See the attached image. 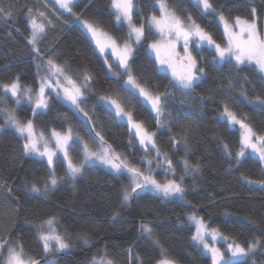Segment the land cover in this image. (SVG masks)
Listing matches in <instances>:
<instances>
[{"label": "trees", "instance_id": "1", "mask_svg": "<svg viewBox=\"0 0 264 264\" xmlns=\"http://www.w3.org/2000/svg\"><path fill=\"white\" fill-rule=\"evenodd\" d=\"M212 3L216 12L204 14L193 0H167L171 10L182 18L190 15L218 43L225 41L220 13L230 19H253L252 9L257 8L264 33V0ZM0 5L6 9L11 5L12 10L11 18H0V84L19 80L36 89L41 75L48 74L49 58L62 65L78 83H82L84 74L92 76L81 104L87 116L55 96L46 110L34 116L32 104H15L2 88L0 109L15 108L22 121L32 119L42 132L71 127L73 135L81 140H73L70 146L77 163L83 160L84 142L93 150L98 147V131L130 165L143 167L147 165L145 158L155 157L156 153L151 148L146 153L130 135L128 124L119 121L103 99L118 94L125 110L155 132L157 148L172 161L174 175L159 170L157 177L174 178L184 188L182 197L165 198L146 190L134 193L125 203L122 197L131 185L129 174L87 164L82 174L72 179L66 175V163L57 157L56 176L63 179L56 187L43 191L50 175L47 160L25 154L23 138L5 126L0 131V241L22 244L25 257H34L40 264H93L94 257L113 264H157L165 254L177 264H210L208 255L191 239L195 227L188 217L192 214L200 215L211 227L241 245L257 238L264 241V184L248 182L264 181V166L258 156L250 153L237 162L240 129L221 117L227 103L258 134H264V107L255 102L257 96L264 98V79L255 69L241 65L238 70L234 61L216 62L214 50L203 48L197 55L205 75L190 90L174 87L171 75L158 68L149 52L148 45L157 36L145 24L146 39L135 46L129 63L143 86L153 93L165 94L158 123L155 112L141 97L124 91L126 76H114L108 71L103 57L78 23L83 19L116 38H124L127 25L117 24L111 0H76L74 14L60 9L55 0H0ZM29 9L38 23L46 25L37 42L40 56L28 43ZM39 12H44L47 19L39 17ZM153 14H159L157 0H134L135 23H144ZM48 20L52 23L48 24ZM5 121L6 114L0 112V124ZM185 160L189 162L187 169ZM32 183L41 186L42 191L32 192ZM49 217L56 218L57 231L70 242L68 249L44 253L39 226ZM142 223L151 226V234L142 231ZM242 260L244 264H264V244Z\"/></svg>", "mask_w": 264, "mask_h": 264}, {"label": "snow or ice", "instance_id": "2", "mask_svg": "<svg viewBox=\"0 0 264 264\" xmlns=\"http://www.w3.org/2000/svg\"><path fill=\"white\" fill-rule=\"evenodd\" d=\"M55 4L60 9L73 13V0H55ZM157 4L159 14H153L144 23L137 24L133 21V0H111V7L115 10L117 24H127L128 31L122 39L109 35L86 20L82 23L87 32L91 33L92 39L96 41L100 53L105 55L104 62L108 65V70L114 76L127 77L124 81V91L131 95L142 97L144 102L150 104L151 110L156 113L158 123L163 115V96L165 94L153 93L143 86L134 75L129 63L134 51L133 45H139L146 39L145 24H147L148 30L154 32L157 36L148 45V48L155 54V62L161 66V70L165 68L170 70V82H173L174 87L185 90L192 89L200 75L205 71L203 67H198L197 58L189 50L190 41H194L197 47L208 46L212 48L214 50V58L218 61L228 63L234 61V66L238 70L241 65L251 66L260 75V78L264 79V33L257 27L256 10L254 8L252 9L253 19L251 20L240 16L230 19L225 17L223 13L219 14V23L223 25V36L225 37L224 43L221 44L217 43L211 33L190 15L182 18L174 10H170L167 0H157ZM196 6L200 7L204 14L216 12L212 0H196ZM28 11L31 23V35L28 38V43L32 45V49L37 56H40L42 54L37 47V42L45 33L46 25L43 22H37V19L32 16L31 9ZM38 15L47 19L44 12H39ZM11 17V5L7 9L0 5V18L8 19ZM51 23V20H48V24ZM180 41H183V55L176 50ZM107 50H110L111 56L116 58V68L123 69V72L113 71V65L108 63ZM46 71L48 75L41 77L38 91L34 92L31 87L27 86L22 88L18 80L12 83L0 84V88L3 89L5 96L10 94L11 97L15 98L14 103L17 105L20 104L22 98L30 102L33 105L32 112L34 116L38 114L39 110L48 108L49 101L46 91L48 89L54 91L58 97L69 102L80 112H84L81 104L92 76L86 73L83 75L82 83H78L66 73L62 65L51 58L46 61ZM103 99L107 100L117 117L121 120L127 119L130 135L138 138L146 153L151 148L159 157L161 153L155 143V133L149 132L142 122L134 119L131 111L125 110L119 95ZM255 102L264 107V98L257 96L255 97ZM0 112L6 114V124L11 125L23 138V152L46 158L50 175L43 184V191H47L58 183L54 164L58 154H62L63 162L66 163V175L72 179L82 174L86 164L94 161H99L117 173L126 170L130 174L131 185L130 188H125L124 190L122 200L125 203L132 198L134 193L138 194L137 190L142 192L154 189L165 198L172 196L182 197L184 195L182 184L176 180L173 179L161 183L153 177L151 174V160H148L150 167L148 174H145L140 168L130 165L120 153L115 152L98 131L95 132V137H99L98 147L93 150L87 142H84L83 160L77 163L69 154V141L73 139L71 127L64 132L53 129L50 136L46 138L44 132L37 133L32 119L21 121L14 109H0ZM84 115L87 116V113L84 112ZM222 116L226 118L230 125H239L241 130L240 148L236 153L237 162H239L241 157L245 156L248 150H251L253 154H258L260 161L264 162V134H258L250 124L245 122L244 118L238 117L234 111L230 110L227 103L224 104ZM95 137L93 138L94 142ZM184 142L185 144L187 143L186 136L184 137ZM224 148L227 150L228 145L225 144ZM227 154L230 156L231 152H227ZM164 162L167 164L168 170L174 174L175 169L172 161L167 157L166 153L164 154ZM157 166L161 165L158 164ZM184 166L185 169L189 167L187 160L184 161ZM59 179H63V177ZM180 179L182 181L183 177H180ZM245 179L247 180V177ZM248 182L264 184V181L249 180ZM30 190L39 193L42 188L38 184L32 183ZM8 191L10 194L11 189L9 188ZM189 220L195 225V232L191 239L202 246L205 253L208 254L210 264H244L242 258L251 255L258 247L264 244V241L259 238L250 241L246 246L232 240L231 243H228L225 250H221L220 247L216 246L218 238L226 241L231 238L223 236L217 228H210L202 217L193 214L189 216ZM55 223L56 218L49 217L39 226V239L42 241L45 254L63 251L70 247L69 240L57 231ZM141 229L143 232L152 233V228L149 224L142 223ZM5 250L6 256L4 255ZM0 264H40V261L30 256L25 258L22 244L13 245L10 240H3L0 241ZM93 264H113V261L108 260L105 262L103 259L97 261L94 257ZM157 264H176V262L165 254Z\"/></svg>", "mask_w": 264, "mask_h": 264}, {"label": "rangeland", "instance_id": "3", "mask_svg": "<svg viewBox=\"0 0 264 264\" xmlns=\"http://www.w3.org/2000/svg\"><path fill=\"white\" fill-rule=\"evenodd\" d=\"M76 0H73V3L75 2ZM195 3H196V0H193ZM133 3H134V0H133ZM170 9V8H169ZM256 11H255V19H256V22H257V27H258V29L261 31V29H260V24H259V14H258V10H257V8H254ZM63 10V9H62ZM114 10V9H113ZM171 10V9H170ZM115 11V10H114ZM249 20H251V19H249ZM83 21H85V20H83V19H80V20H78V23L82 26V28L87 32V30H86V28H84V26H83ZM134 21V20H133ZM124 24H126V23H124ZM127 25V24H126ZM221 26H222V28H223V25L221 24ZM100 29V28H99ZM102 31H104V30H102ZM104 32H106V31H104ZM106 33H108L109 35H111V36H113L112 34H110L109 32H106ZM87 34L89 35V37L91 38V40H92V42H93V44L95 45V48H96V50L100 53V51H99V48L97 47V45H96V41L94 40V39H92V36H91V33H89V32H87ZM114 37V36H113ZM217 42V41H216ZM218 43V42H217ZM135 46L136 45H133V49H135ZM203 48H209L208 46H201V47H197L196 46V44H195V42L194 41H190L189 42V50L192 52V55L193 56H195L196 58H197V61H198V67H200V64H199V57H198V55H197V53L199 52V51H201ZM209 49H212V48H209ZM181 55H183L184 53H183V41H180L178 44H177V49H176ZM213 50V49H212ZM149 52H150V54L155 58V54L153 53V52H151L150 50H149ZM133 53H134V51H133ZM101 54V53H100ZM106 55H107V57H108V63L109 64H112L113 65V71H121V72H123V69H117L116 68V58L114 57V56H111V54H110V50H107V52H106ZM133 55V54H132ZM101 56L103 57V59H104V61H105V55H102L101 54ZM132 57V56H131ZM131 59V58H130ZM213 60L214 61H216V62H221V61H218L217 59H215V58H213ZM157 65H158V68L161 70V66L157 63ZM106 67H107V69H108V65L106 64ZM109 71V70H108ZM161 71H164V72H167V73H169L170 75H171V72H170V70H167L166 68L165 69H163V70H161ZM110 72V71H109ZM111 73V72H110ZM112 74V73H111ZM46 75H48V74H43V75H41V77H43V76H46ZM205 75V71H204V73L202 74V75H200V77H199V79L197 80V81H199L203 76ZM41 77H40V81H41ZM127 79V77L125 78V80ZM19 81V80H18ZM40 81H39V85H40ZM196 81V82H197ZM19 83H20V85H21V87L23 88V87H25V86H27V87H31L33 90H34V92L35 91H38V89H39V86L35 89L33 86H30V85H25V84H23V83H21L20 81H19ZM47 91V93H48V101H49V103H50V101H51V98L53 97V96H55V97H58L57 95H56V93L54 92V91H52L51 89H48V90H46ZM58 98H60L61 100H63L61 97H58ZM15 99V98H14ZM141 99H142V101H143V98L141 97ZM63 101H65V100H63ZM24 102H27V103H30V102H28L26 99H21V102L20 103H24ZM67 104H69L70 106H72V107H74L73 105H71L69 102H67V101H65ZM105 102H106V104H107V106L108 107H110L113 111H114V109L108 104V102H107V100L105 99ZM144 102V101H143ZM49 103H48V106H49ZM150 109H151V105L150 104H148L147 102H144ZM31 104V103H30ZM75 108V107H74ZM14 110H15V112H16V114H17V111H16V109L15 108H13ZM13 109H9V110H13ZM43 110H46V109H43ZM40 111V110H39ZM114 113H115V111H114ZM156 114V113H155ZM17 117H18V115H17ZM117 117V116H116ZM222 118H224V119H226L225 117H223V116H221ZM19 118V117H18ZM20 119V118H19ZM117 119L119 120V121H123V122H125V123H127V119L125 118V119H123V120H121L119 117H117ZM21 120V119H20ZM22 121V120H21ZM5 126H8V127H12L11 125H9V124H6V122H5V124H0V131L5 127ZM35 126V125H34ZM232 126H235V125H232ZM13 128V127H12ZM14 129V128H13ZM35 129H36V131H37V133H39V132H41V131H39V130H37V128L35 127ZM15 130V129H14ZM53 129H51L50 131H48V132H44V134H45V137L46 138H48L49 136H50V134H51V131H52ZM55 130H57V129H55ZM148 130V129H147ZM57 131H61V132H64V131H62V130H57ZM149 132H152V133H155L154 131H150V130H148ZM241 131V130H240ZM19 134V133H18ZM137 139V141H138V143H139V140H138V138H136ZM154 139H155V137H154ZM73 140H79L80 142H81V140L78 138V137H76V136H74L73 135V139L71 140V141H69V144H70V146H71V144H72V142H73ZM140 144V143H139ZM51 146V145H50ZM142 146V145H141ZM143 147V146H142ZM144 148V147H143ZM150 149V148H149ZM156 153V152H155ZM248 153H250V154H252V155H255V156H258V154H253V153H251V150H248L247 152H246V154H248ZM69 154H70V156H71V153H70V149H69ZM245 154V155H246ZM28 155H31V156H34V157H37V158H41V159H45L46 160V158H42V157H40V156H37V155H35V154H28ZM58 157H61L62 158V154H58ZM72 157V156H71ZM242 158V157H241ZM56 159V158H55ZM63 159V158H62ZM148 160H151L152 161V165H151V174L153 175V177L155 178V179H157L159 182H161V183H165V182H167L168 180H173L174 178H170V179H167V180H161V179H159L158 177H157V175H156V173H157V171H159V170H163V171H166V172H168V173H170L171 175H174L173 174V172L172 171H169L168 170V168L166 167L167 166V164L164 162V155H160L159 157H157V155L155 156V157H152V158H148V157H146L145 158V162L147 163V165H145V166H143V167H139V166H134V167H138V168H140L141 169V171H144L145 172V174H148V169H149V164H148ZM89 164H99V165H101V166H103V167H105V168H107V169H109L110 171H112V172H115L114 170H112L111 168H109L108 166H106V165H103V164H101L99 161H94V162H91V163H89ZM161 165V166H157V165ZM262 164H263V166H264V162H262ZM87 165V164H86ZM54 167H55V164H54ZM122 172H126V170L125 171H122ZM115 173H117V172H115ZM127 173V172H126ZM128 174V173H127ZM130 175V174H129ZM58 178V177H57ZM175 180V179H174ZM60 182V179L58 178V183ZM130 182H131V180H130ZM178 182V181H177ZM58 183L55 185V186H52V187H56L57 185H58ZM179 183V182H178ZM149 190H152V191H154V192H156V193H158V194H160V195H162L161 193H159V192H157V191H155L154 189H149ZM138 191V193H142V192H145V191H139V190H137ZM133 196V195H132ZM173 197V196H172ZM131 200V199H130ZM129 200V201H130ZM129 201H127V202H129ZM193 215V214H192ZM196 216H198V217H201L200 215H197V214H195ZM203 218V217H202ZM204 219V218H203ZM188 220H189V217H188ZM205 221V220H204ZM189 222L190 223H192L190 220H189ZM206 222V221H205ZM207 223V222H206ZM193 224V223H192ZM208 224V223H207ZM194 225V224H193ZM208 226L210 227V228H215V227H211L209 224H208ZM56 227V226H55ZM194 227H195V225H194ZM221 233V232H220ZM223 235V234H222ZM223 236H225V235H223ZM210 239V238H209ZM232 242V239H229V240H224V239H222V238H218V240H217V242H216V246L217 247H220L221 248V250H225L226 248H227V245H228V243H231ZM201 248H202V246L201 245H199ZM203 249V248H202ZM204 251V250H203ZM205 252V251H204ZM207 254V253H206ZM208 255V254H207ZM26 258V257H25ZM243 258H245V257H243ZM242 258V259H243ZM177 264V263H176Z\"/></svg>", "mask_w": 264, "mask_h": 264}, {"label": "water", "instance_id": "4", "mask_svg": "<svg viewBox=\"0 0 264 264\" xmlns=\"http://www.w3.org/2000/svg\"><path fill=\"white\" fill-rule=\"evenodd\" d=\"M235 128H238L239 129V125H235Z\"/></svg>", "mask_w": 264, "mask_h": 264}]
</instances>
